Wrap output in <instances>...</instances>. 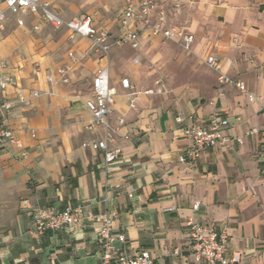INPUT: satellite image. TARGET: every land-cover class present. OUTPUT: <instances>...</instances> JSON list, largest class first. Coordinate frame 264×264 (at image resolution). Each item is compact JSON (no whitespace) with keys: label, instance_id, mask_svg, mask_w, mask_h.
<instances>
[{"label":"crops","instance_id":"1","mask_svg":"<svg viewBox=\"0 0 264 264\" xmlns=\"http://www.w3.org/2000/svg\"><path fill=\"white\" fill-rule=\"evenodd\" d=\"M48 1L63 20L89 16L93 27L108 32V42L122 34L124 0ZM169 1L157 0L169 25L193 34L190 52L140 31L135 48L112 46L107 60L87 38L54 29L36 14H7L0 26V75L13 84L0 90V100L13 103L3 124L19 147L7 144L0 156L5 262L99 264V225L91 220L30 233L35 208L81 206L93 214L116 211L113 231L124 236L116 247L127 255L145 250L152 264H195L188 220L225 232L228 250L240 251L244 264H264V107L221 86L205 64L214 55L220 72L264 99V0H194L178 15ZM125 49L130 55L120 53ZM140 58L157 63L156 70L149 72ZM106 66L116 93L109 121L114 126L123 119L114 142L120 158L110 163L90 147L104 132L86 128L91 116L85 107L96 72ZM122 79L132 90L121 86ZM159 81L163 94L143 93ZM19 95L26 101L18 102ZM215 112L229 123L227 145L190 157L193 144L181 136L175 117L202 120Z\"/></svg>","mask_w":264,"mask_h":264},{"label":"built area","instance_id":"2","mask_svg":"<svg viewBox=\"0 0 264 264\" xmlns=\"http://www.w3.org/2000/svg\"><path fill=\"white\" fill-rule=\"evenodd\" d=\"M170 7L174 15H178L185 3L193 4L194 0H170ZM36 14L47 22L54 29L66 28L71 32V36H81L89 40L91 48L98 52L101 57L108 60L109 50L112 46H137L139 32H147L152 36H160L164 40L174 42L185 52H190L194 42V36L184 26L169 25L167 23L166 10L159 6L157 0H124L123 8L119 15L118 22L122 29V34L108 42V32L104 29H96L91 24V18L81 15L75 19L63 20L55 14L48 0H0V26L6 20L7 14ZM18 25H22V19L17 20ZM236 42V40H234ZM71 56V54H69ZM205 64L211 70L218 73L217 80L221 86H233L239 92L244 93L250 102L260 100L264 107V99L257 98L251 94L244 83L230 78L219 71V61L214 55L205 58ZM62 75L64 70H58ZM48 79L50 76L48 75ZM13 81L8 76L0 75V90H4ZM121 86L126 90H132L127 79L121 80ZM165 89L159 81V86L153 90H145L144 94H163ZM137 92L131 91L130 95ZM39 94L33 92L32 96ZM116 93L109 84L108 67L99 69L91 84L90 97L85 101L91 120L86 128L90 131L103 129L102 139L93 140L90 147L93 150L101 151L105 163H110L120 158V150L114 146L115 136L118 134L123 124V119H119L113 126L109 121L112 106ZM18 102H25L26 99L19 95ZM13 103L9 100H0V156L6 145L10 144L19 147L12 131L3 124V118L12 110ZM176 123L182 125L181 136L193 144V149L189 156H198L204 148L225 147L228 139L223 135V130L229 125L220 113H213L206 119L187 120L180 115L175 117ZM257 133L249 130L248 135ZM264 140V130L260 132ZM237 142L241 143L240 139ZM264 150V143H263ZM180 162H185V158H180ZM117 218L114 210L104 211L100 214H93L84 210L81 206H67L61 210L48 207H37L32 212V222L30 233L42 235L46 232H57L80 224L82 221L91 220L99 225L97 237L101 247L99 264H152V258L145 250L138 251L133 255H127L119 251L116 243H123L124 236L114 233L113 224ZM188 237L190 240V255L195 264L205 262L206 264H244L240 251H230L227 247V235L223 231H217L214 227L194 223L190 220L186 222ZM264 259V254H262ZM0 264H12L5 262L0 255Z\"/></svg>","mask_w":264,"mask_h":264},{"label":"rangeland","instance_id":"3","mask_svg":"<svg viewBox=\"0 0 264 264\" xmlns=\"http://www.w3.org/2000/svg\"><path fill=\"white\" fill-rule=\"evenodd\" d=\"M121 54H123V55H130V52L128 51V50H126L125 49V51H123V52H120ZM126 53V54H125ZM167 55L169 56V57H175L174 56V50H173V48H167ZM142 57H144V56H142ZM140 60H141V58H140ZM141 62L146 66V69L149 71V72H152L153 70H156V66H155V64H157V63H151V61L150 60H148V59H142L141 60ZM174 69V68H173Z\"/></svg>","mask_w":264,"mask_h":264}]
</instances>
